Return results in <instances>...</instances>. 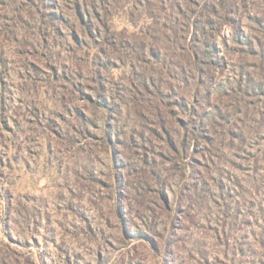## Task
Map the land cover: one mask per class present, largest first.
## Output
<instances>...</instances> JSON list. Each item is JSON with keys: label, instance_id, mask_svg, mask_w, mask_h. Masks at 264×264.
Returning <instances> with one entry per match:
<instances>
[{"label": "rangeland", "instance_id": "obj_1", "mask_svg": "<svg viewBox=\"0 0 264 264\" xmlns=\"http://www.w3.org/2000/svg\"><path fill=\"white\" fill-rule=\"evenodd\" d=\"M0 264H264V0H0Z\"/></svg>", "mask_w": 264, "mask_h": 264}, {"label": "trees", "instance_id": "obj_2", "mask_svg": "<svg viewBox=\"0 0 264 264\" xmlns=\"http://www.w3.org/2000/svg\"><path fill=\"white\" fill-rule=\"evenodd\" d=\"M190 55L191 56H194L195 55V52L194 51L190 52Z\"/></svg>", "mask_w": 264, "mask_h": 264}]
</instances>
